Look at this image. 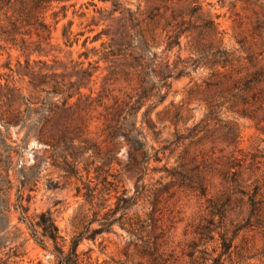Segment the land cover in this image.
<instances>
[{
	"label": "trees",
	"instance_id": "obj_1",
	"mask_svg": "<svg viewBox=\"0 0 264 264\" xmlns=\"http://www.w3.org/2000/svg\"><path fill=\"white\" fill-rule=\"evenodd\" d=\"M69 1L0 0V61L6 54L1 67L8 71L0 74V264H21L27 241L19 242L22 227L55 256L56 264H112L93 261L79 246L113 232L115 225L130 236L125 255L133 264H237L235 259L256 258L264 264V248L255 255L248 248L249 239L264 235V150L239 148L237 119H220L225 110L264 133V27L245 35L239 49H230L220 16L199 0H98L109 6L92 3L95 15L88 26L93 36L86 37L84 47L89 40L99 47L84 52V61L63 60L52 53L51 42ZM72 26L70 21L62 34L68 47L77 42ZM184 38L186 57L179 53ZM91 54L98 57L94 62ZM200 70L207 76L194 89L205 96V117L186 127L189 134L158 148L161 128L153 115L167 98L171 79ZM18 79L26 80V90ZM180 110L174 116L166 110L167 119L178 123ZM214 121L223 126L213 127ZM13 130L23 135L20 140ZM187 139L186 147H209L212 140V147L221 143L225 151L200 161V151L187 149L176 166L158 165L168 147H180ZM33 140L46 149L48 181L58 174V180L80 183L77 195L88 208L80 210L70 239L51 210L30 213L43 171L42 163L29 171L22 163ZM124 146L128 162L119 156ZM151 173L164 175L148 186ZM126 179L133 182L132 190ZM173 186L198 203L187 229L192 238L180 251L170 243L161 211L163 196ZM142 201L151 210L145 216L131 213Z\"/></svg>",
	"mask_w": 264,
	"mask_h": 264
},
{
	"label": "rangeland",
	"instance_id": "obj_2",
	"mask_svg": "<svg viewBox=\"0 0 264 264\" xmlns=\"http://www.w3.org/2000/svg\"><path fill=\"white\" fill-rule=\"evenodd\" d=\"M204 9L212 12L213 15H219L218 22L221 25V29L225 32L224 42L230 49H239V41L242 40L245 35L253 34L260 27H264V0H199ZM137 0H133L136 4ZM92 3H98V7H106L109 4H104L98 0H71L66 3L68 6L67 17L62 18L55 24L54 32L52 35V44L55 49L52 53L59 55L60 59L68 60L74 59L75 61H84V56L81 55L84 52L89 51L93 47H99V43H91L88 41L86 47L84 42L86 37L93 36L90 32V18L95 15ZM75 4V7L71 5ZM86 13V17L81 18L80 15ZM62 15V14H61ZM50 21V20H49ZM73 21L72 39L77 41L73 43L71 47L65 45V41L62 38L63 30L65 26H68L69 22ZM83 34V35H81ZM164 48L162 46L159 51ZM60 52V53H59ZM179 50L176 48L172 54V58H176ZM181 53L182 57L188 56L186 50V39H183V46ZM14 57L17 56V52H13ZM97 56L90 55V61L97 60ZM7 55H3L0 61V74H7L8 71L1 67L6 61ZM15 63V61L13 62ZM88 61H86L87 65ZM207 76V70H200L198 73H193L192 76L178 77L171 79V88L168 92L167 98L164 103L161 104L156 112H162L157 116L156 112L153 117L159 122L161 128L160 145L158 148H163V145H170L175 142L182 134H189L186 132V127H191L194 124L200 122L207 113V105L203 101L204 97L202 92H197L195 88L196 84H204L203 79ZM18 85L26 90L27 83L18 79ZM191 93V90H193ZM180 110L181 118L178 123H174L167 119L166 110L170 109L171 114H175L177 108ZM220 119L235 120L237 119L239 131H240V147L245 152H255L256 149L264 150V133L254 122L248 119L234 116L231 113L223 110L220 114ZM214 127L223 126L220 122L214 121L212 123ZM14 138L20 140L22 134H16V130H13ZM212 140L207 142L209 147H186L189 143V139L184 141L180 147H168L161 156L164 158L163 162L158 164L162 165L168 162V166H176L177 160L187 149L192 151H200L199 160H208L212 152H215L218 157L223 156L225 147L220 143L219 146L212 147ZM211 146V147H210ZM46 149L33 140L29 143L28 149L24 153L22 163L25 164V169L30 170L32 166L42 163L43 171L36 191L33 192V200L30 205V213L36 215L42 211L51 210L58 222V225L62 231V234L70 239L76 229V217L80 210H87L88 206L85 204L84 199L77 195V187L80 185L76 180H58V174H52L49 177L52 179L48 181V174L50 173L49 166L46 164ZM119 156L125 162L129 161V147L124 146L119 153ZM46 164V165H45ZM153 165H156L153 163ZM48 168V169H47ZM45 169V170H44ZM164 174H150L147 177L146 183L148 186L156 184ZM166 179L164 183L168 182ZM125 186L129 189H133V182L129 179L124 181ZM51 185L50 187H48ZM151 188V187H150ZM162 213L165 217V224L167 229L171 231V245L175 246L178 251L184 247L187 240L192 236L187 235L189 233L187 229L191 224L192 219L198 209V203L191 193L182 191L178 187H170L162 199L161 205ZM151 207L148 203L141 202L138 206L132 209L131 213L138 212L145 216V213L149 212ZM13 223H17V218H13ZM93 227H97L94 225ZM25 235L19 239L22 242L27 239L24 245L25 255L20 259L21 264H56L55 256L48 250L39 246L33 239L30 238L26 229ZM242 240L241 238L239 239ZM238 240V241H239ZM251 246L248 247L250 255L261 253L264 248V235L259 234L255 239H249ZM130 236L126 230L119 225H115L113 232L106 233L97 237L95 241L85 240L79 246L80 252L90 251L93 261L103 263L109 261L112 264H133L128 260L125 255L126 248L129 246ZM245 242H243L244 246ZM254 244V248H252ZM133 250V247H129ZM1 256V255H0ZM256 259L246 260L244 263H238V259H235L237 264H260V261ZM128 261V262H127Z\"/></svg>",
	"mask_w": 264,
	"mask_h": 264
}]
</instances>
